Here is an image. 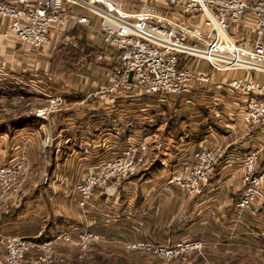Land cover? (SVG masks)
<instances>
[{
	"label": "crops",
	"instance_id": "0c3cea01",
	"mask_svg": "<svg viewBox=\"0 0 264 264\" xmlns=\"http://www.w3.org/2000/svg\"><path fill=\"white\" fill-rule=\"evenodd\" d=\"M106 1L122 2L127 10L139 8L142 4L149 8L150 3L152 11L160 12L149 0ZM66 5L76 13L87 14L80 6ZM100 5L105 6L104 3ZM97 23V19L92 18L93 28L78 25L87 32L86 41L99 47L100 38L95 31ZM253 24V18L248 15L230 28V34L239 38L240 31L250 33ZM7 26V20L0 18V111L6 114L18 111L16 117H19L25 115L26 106L30 105L33 110L45 102L42 94L21 81L36 80L45 84L44 78L49 77L50 81L55 78L43 65L50 57V48L56 44L51 37L50 42L40 48L27 47L12 37L1 35ZM102 52L109 55L107 51ZM116 54L113 52L110 57L114 62H117L114 59ZM190 68L194 75L204 74L209 80L193 81L187 98L153 104L149 115L141 108L145 101L143 97L129 89L110 96L104 106L87 99L89 88L86 86L94 81V70L91 73L79 69L69 77V82L62 83L63 86L44 88L63 96L61 107L42 124L50 128L46 171L41 172V155L46 152L37 129L29 135L31 128L0 135V163L12 161L19 152L26 151L32 162L30 180L34 181L22 189L18 206H9L0 212V230L33 239L43 234L54 236L71 226L88 228L98 233L101 240L87 250L79 264L92 263L96 252L107 257L112 255L115 264L134 262L138 257L127 252L124 244L139 239L159 242L200 239V251L195 252L187 264H264V237L257 234L264 223V197L254 202L255 216H235V203L241 189L239 159L253 146H264V136L256 133L254 126L239 121L236 110L243 104V96L227 88V81L231 78L249 75L264 82V74L243 70L218 71L209 62L198 58L191 61ZM169 112L178 116L179 126L184 130L176 140L169 131L165 132ZM107 114L112 117H106ZM123 117L126 119L124 124L130 128L120 127L119 135L138 132L135 127L144 128L152 149L159 151L164 143L170 144L171 162L175 160L176 145L186 146V154L198 147L224 149L223 159L209 181L203 184L201 194L190 196L178 186L164 183L171 170V165L164 159L162 170L150 178L129 176L119 183L109 182L106 187L96 188L92 204L82 210L71 192L94 158L109 148L110 141L99 126L114 127L116 118ZM263 162L264 151L259 165ZM43 174L47 178L41 181ZM261 187L264 191V183ZM20 206L23 211L16 218L6 217L9 209ZM73 250L77 251L70 248L68 253L63 250L60 253L75 261Z\"/></svg>",
	"mask_w": 264,
	"mask_h": 264
},
{
	"label": "built area",
	"instance_id": "2783aa9c",
	"mask_svg": "<svg viewBox=\"0 0 264 264\" xmlns=\"http://www.w3.org/2000/svg\"><path fill=\"white\" fill-rule=\"evenodd\" d=\"M161 2L163 12L152 11L150 3L149 8L142 4L127 10L122 2L115 4L106 0H0V18L8 22L1 35L12 37L27 47L40 48L50 42L53 34L62 33L75 24L93 28L92 18H96L98 48L107 52L113 50L117 55L123 53L124 61L120 70H106V82L90 89L86 98L104 106L110 96L129 89L143 97L141 108L147 113L153 106L146 103L147 99L170 102L185 97L193 81L209 80L204 74L192 73L190 63L195 58L209 62L218 71L264 74V0ZM103 3L105 6L100 5ZM66 4L80 6L87 14L76 13ZM248 15L254 20L250 33L242 30L239 38L232 36L230 28ZM21 83L45 97V102L32 110L35 117L46 119L61 107V94L44 90L36 80ZM227 88L243 96V104L236 110L239 121L254 126L256 133L264 136V82L244 75L229 79ZM33 133L31 130L30 134ZM104 134L110 141L109 148L94 158L71 192L82 210L92 204L96 188L106 187L109 182L119 183L151 162V141L146 133L135 131L119 135L105 130ZM47 141L44 146L50 139ZM263 151V144H258L239 159L241 189L235 203L236 218L255 216L254 202L264 197L261 187L264 162L259 165ZM187 152L183 144L176 145L175 160L164 183L197 196L223 159L225 150L198 147ZM29 168V157L23 150L12 161L0 163V212L19 205ZM257 234L264 237V223ZM100 240L98 233L74 226L42 241L0 231L2 263L52 264L58 258L57 248L63 244L74 246L80 258L90 244ZM125 247L151 253L162 260L187 262L200 251L202 242L200 239L171 242L139 239L126 242Z\"/></svg>",
	"mask_w": 264,
	"mask_h": 264
},
{
	"label": "rangeland",
	"instance_id": "374dc122",
	"mask_svg": "<svg viewBox=\"0 0 264 264\" xmlns=\"http://www.w3.org/2000/svg\"><path fill=\"white\" fill-rule=\"evenodd\" d=\"M149 1H152V3L154 5H157V7L156 6L155 7L158 9V11H160V12L165 11L164 10L165 8L163 7V4H162L161 0H149ZM71 30H72V28H68L66 31H62V33L57 32V33H55V34H53L51 36L54 39L53 40L54 41V44H56V45H55V47L53 46V49L50 48V57H49L48 61L46 63H44L43 66L45 68H47L46 72H51L52 73V76H55V78L54 79L52 78L51 81L49 80V77L46 78V79L44 78V81L45 82L43 81V83H45V84H41L40 83L43 89L44 88L46 89V87H51V86L53 87L54 85H58L60 87V85H62V83L64 81L66 82V81L69 80V77L73 73H76V71H79V69H80V71L84 69V70L90 71L91 73L94 70L93 71L94 81L93 82H89L88 85L86 86L90 90V89L94 88L95 86L101 85L104 82H106V77L104 75V73H105L106 70H109V69L110 70H113V69L120 70L122 68V64L123 63L118 58V55L117 54L114 57V59L117 62H114L113 60L110 59L111 55L114 52L113 50H110L111 53L109 51L106 52V53H109V55H105V54H103L102 50L100 51V49L97 46H94V47H96L97 49H99L98 52H96V51L95 52H87V54H85L86 57H87V60H85L83 62H79V63L77 62V64H74V62H73L74 60L73 61L71 60L72 59L71 58V54L74 51L72 50V48H69V45L73 42V38L71 36ZM86 34H87V32H86ZM85 44H86V46H91L87 41L85 42ZM82 58L84 59V56ZM86 66H89V68L86 69ZM65 68H67V69H65ZM78 76H80L79 73H78ZM189 95H190V91L187 93V95H185V97H182V98L183 99L184 98H187ZM159 102H161V101H159L158 99H151V98L150 99H147V101H146V103H148L150 105L151 104H154V106L155 105H159ZM34 108H36V107H34ZM18 113H20V112H18V111H11L8 114H6V113H3L2 111H0V115L2 114V116H0V125L3 124V123H5L8 120V118L16 117L18 115ZM31 114H32L31 106L28 105V106H26L25 115H31ZM110 114H112V112ZM147 114L149 115V112ZM112 115H115V114H112ZM112 115H108L107 114L106 117H109V116L112 117ZM125 120L126 119L124 117L122 119L116 118V120L113 123L115 128L114 127H109L108 125H105V126L101 127V125L99 124L100 125L99 126V129L100 130H102V129L103 130H112L113 132L119 134V132L122 131L120 129H122V128H124L126 126V124H124ZM42 124L38 128H31V129L33 130V132H34L35 129H37V134H40V140H42V142L44 144V143L49 142V141H47L48 140L47 133H48V130L50 128H48L47 126L42 125ZM120 127H122V128H120ZM125 128L128 129V128H130V126H126ZM134 129L139 130L140 133L145 131L144 128H141L140 129L139 127H135ZM51 130H52V128H51ZM29 134H30V132H28V135ZM48 145H46V146L43 145V147H42L43 150L46 153H42V155H41V157H42V161H41V165H42L41 167H42V169H41V172H45L46 171V166L48 165V163L46 161V157L49 159V154H50L48 152V149H46V147H48ZM169 145L170 144L164 143L162 145V148H159V151H156V150H154V149L151 148V151H150V155L152 156L151 157V160H152L151 162L152 163L155 162L157 164H161L162 165V162L165 159L164 160L165 163L170 164L171 165L170 167H172L173 161L171 162V158L172 157H171V153H169V149H170ZM37 152L39 153V150ZM27 156H28V154H27ZM154 158H155V160L153 161ZM35 160H37V155L35 156ZM29 161H30V168H29L28 177H27V180H26L25 185L27 183H29V184L32 183L33 184V182H34V181L31 182V180H30V171H31V163H32L31 160H30V158H29ZM36 165L37 164L35 163L34 166L36 167ZM144 168H146V167H144ZM35 175H33V178H35ZM131 176H133V175H131ZM45 177H46V174L45 175L43 174V176L41 177L40 180L43 181V179ZM40 180L38 181V183L40 182ZM47 181H49V180H47ZM24 186H23V188H24ZM30 239H32V238H30ZM98 242H100V241H98ZM98 242L90 244L89 247L83 252L82 257H80V258L78 257L79 252L76 251V250H73V252H74V258H73V260H75V261H70L69 259H66L67 257L65 258L64 256H67V254H65L63 256V252L68 253L69 252V249L70 248L73 249L74 246L68 245V244H65V246H59L57 248V250H58V253H57L58 254V258L52 264L58 263V262H62L63 264H79L80 263V260H82L83 256L85 257V253L87 252V250L90 249V248H93V246L95 244H98ZM66 246H68V249L66 248ZM124 248H125V250H127V252L135 253L136 256L138 257V260H135L134 262L131 261V262H128V263L122 262V264H187L188 263V261L187 262H183V261H180L178 259L168 260V261L167 260H162V259H160V258L156 257L155 255H153L151 253H148V252L131 251V250L126 249L125 244H124ZM61 250H63V252L60 253ZM32 254H33V252H32ZM3 256H4L3 255V250H2V248H0V263L1 264H3L2 263ZM103 256H104L103 259L106 258L109 261V264H115V263H112V262H114L112 255H110L109 257H107L104 254Z\"/></svg>",
	"mask_w": 264,
	"mask_h": 264
},
{
	"label": "trees",
	"instance_id": "16d2710c",
	"mask_svg": "<svg viewBox=\"0 0 264 264\" xmlns=\"http://www.w3.org/2000/svg\"><path fill=\"white\" fill-rule=\"evenodd\" d=\"M71 36L73 38V42L69 45V48H72L74 52L71 54V60L74 62V64H77V62H83L87 60V57L85 54L87 52H98L99 49H97L94 46H86V32L81 29V27L78 24H75L72 27L71 30ZM74 53V54H73ZM84 56V59L82 58ZM118 58L122 61H124L123 53L118 54ZM182 65L183 62H180ZM71 67V66H70ZM68 68V67H67ZM65 68V69H67ZM44 121V118L35 117L34 115H24L19 116L16 118H8V120L0 125V134L3 133H12L13 131L20 129V128H38ZM153 129V128H152ZM149 131V128H148ZM170 132L173 135V138L179 139L180 136L183 135L184 130L179 126L178 122V116L172 112L167 113L166 115V127L165 132ZM163 166L161 164L152 163L148 167L143 168L139 172H137L133 176L141 177L143 179L150 178L153 175H157L161 170ZM23 207L20 206L16 209H9L7 212V218L8 219H14L16 216H18L20 213H22ZM51 235L43 234V236L39 238H33L35 241H42L48 238H51ZM103 255L99 253L93 254V259L91 264H109V261L105 258L103 259ZM111 263V262H110ZM113 263V262H112Z\"/></svg>",
	"mask_w": 264,
	"mask_h": 264
}]
</instances>
